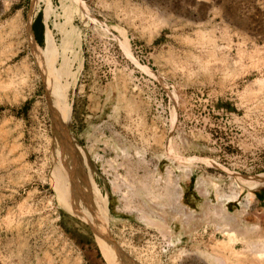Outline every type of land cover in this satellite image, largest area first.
Returning a JSON list of instances; mask_svg holds the SVG:
<instances>
[{
	"label": "rangeland",
	"instance_id": "obj_1",
	"mask_svg": "<svg viewBox=\"0 0 264 264\" xmlns=\"http://www.w3.org/2000/svg\"><path fill=\"white\" fill-rule=\"evenodd\" d=\"M258 190L264 0H0V264H264Z\"/></svg>",
	"mask_w": 264,
	"mask_h": 264
},
{
	"label": "bare ground",
	"instance_id": "obj_2",
	"mask_svg": "<svg viewBox=\"0 0 264 264\" xmlns=\"http://www.w3.org/2000/svg\"><path fill=\"white\" fill-rule=\"evenodd\" d=\"M65 30V29H64ZM67 32V31H66ZM63 38L66 40V39H68V34L66 35L65 33H63ZM63 68H64V63H63V66H62V68H61V70L59 71V77H62V75H63ZM58 79V81H59V78H57ZM54 81V80H53ZM55 83H57L56 81H55ZM59 84V83H58ZM64 102V101H63ZM58 104H60V103H58ZM62 107V106H61ZM64 116V115H63ZM88 185V184H87ZM52 186H53V188H54V190H55V192H56V194H57V196H59V197H61L63 200H66L67 199V197L66 196H64L62 193H61V183L59 182V179H58V177L57 176H55L54 175V178H53V180H52ZM89 186V185H88ZM91 188V187H90ZM100 226H101V224H99ZM99 226V227H100ZM103 227V226H102ZM97 225H96V231H97ZM101 230V229H100ZM99 230V231H100ZM99 231H97L96 232V234H97V238H98V240H99V242H100V244H101V247H102V249L104 250V253L103 254H105L104 255V257L108 260V262L110 263V264H125L124 262H122V258L115 252V250H113V248H111L107 243H106V241H105V239H104V237H102V233H100ZM101 234V235H100ZM107 239V238H106ZM109 240V239H108ZM109 244H111V243H109ZM101 249V250H102ZM117 249V248H116Z\"/></svg>",
	"mask_w": 264,
	"mask_h": 264
},
{
	"label": "trees",
	"instance_id": "obj_3",
	"mask_svg": "<svg viewBox=\"0 0 264 264\" xmlns=\"http://www.w3.org/2000/svg\"><path fill=\"white\" fill-rule=\"evenodd\" d=\"M31 31L33 34V38L38 45L42 42V31L43 27L41 24L40 12H38L31 23Z\"/></svg>",
	"mask_w": 264,
	"mask_h": 264
},
{
	"label": "crops",
	"instance_id": "obj_4",
	"mask_svg": "<svg viewBox=\"0 0 264 264\" xmlns=\"http://www.w3.org/2000/svg\"><path fill=\"white\" fill-rule=\"evenodd\" d=\"M256 196H257V199L258 200H263L264 199V190L262 191V190H258L257 192H256Z\"/></svg>",
	"mask_w": 264,
	"mask_h": 264
}]
</instances>
